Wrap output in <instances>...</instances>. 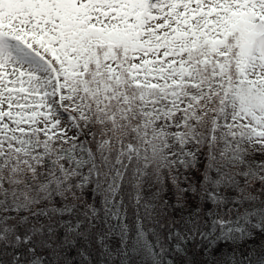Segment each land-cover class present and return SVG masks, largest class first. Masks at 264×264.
I'll list each match as a JSON object with an SVG mask.
<instances>
[{
    "label": "snow or ice",
    "instance_id": "6c2138e0",
    "mask_svg": "<svg viewBox=\"0 0 264 264\" xmlns=\"http://www.w3.org/2000/svg\"><path fill=\"white\" fill-rule=\"evenodd\" d=\"M93 252L264 264V0H0V264Z\"/></svg>",
    "mask_w": 264,
    "mask_h": 264
},
{
    "label": "trees",
    "instance_id": "16d2710c",
    "mask_svg": "<svg viewBox=\"0 0 264 264\" xmlns=\"http://www.w3.org/2000/svg\"><path fill=\"white\" fill-rule=\"evenodd\" d=\"M170 258H173V257H170ZM75 259H77V260H79L80 259V257L77 255V256H75ZM97 256H96V253H92V264H97Z\"/></svg>",
    "mask_w": 264,
    "mask_h": 264
}]
</instances>
